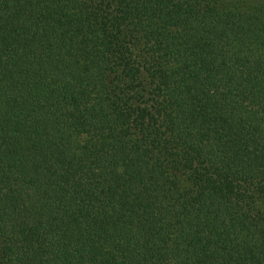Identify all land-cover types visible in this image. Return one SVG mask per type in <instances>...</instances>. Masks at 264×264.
Returning <instances> with one entry per match:
<instances>
[{
    "label": "trees",
    "instance_id": "16d2710c",
    "mask_svg": "<svg viewBox=\"0 0 264 264\" xmlns=\"http://www.w3.org/2000/svg\"><path fill=\"white\" fill-rule=\"evenodd\" d=\"M0 264H264V0H0Z\"/></svg>",
    "mask_w": 264,
    "mask_h": 264
}]
</instances>
